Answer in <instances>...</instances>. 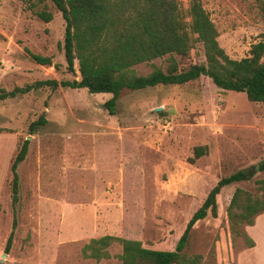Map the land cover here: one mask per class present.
I'll return each mask as SVG.
<instances>
[{
  "label": "rangeland",
  "instance_id": "obj_1",
  "mask_svg": "<svg viewBox=\"0 0 264 264\" xmlns=\"http://www.w3.org/2000/svg\"><path fill=\"white\" fill-rule=\"evenodd\" d=\"M31 1L0 0V88L78 78L65 68L61 13L46 1L52 18L45 22L34 12L43 4L31 8ZM190 1L177 0L190 38L187 54H172L178 68L205 62L190 30ZM199 1L229 57L248 56L263 39L260 0ZM30 53L48 56L52 64H40ZM170 57L132 68L139 75L153 66L165 70ZM110 97L43 87L0 101V264H117L118 244L109 247V259L81 253L90 238L104 234L172 250L212 186L239 169L253 177L222 187L216 216L208 213L193 225L185 252L202 255V264H264V213L238 228L252 238L251 247L249 237L231 233L226 214L236 187L254 191L255 180L264 178L258 167L264 160V102L218 88L205 75L183 84L124 88L112 115L104 107ZM41 114L47 123L29 133ZM26 138L13 204L10 165ZM195 147L203 150L197 158Z\"/></svg>",
  "mask_w": 264,
  "mask_h": 264
},
{
  "label": "trees",
  "instance_id": "obj_2",
  "mask_svg": "<svg viewBox=\"0 0 264 264\" xmlns=\"http://www.w3.org/2000/svg\"><path fill=\"white\" fill-rule=\"evenodd\" d=\"M46 1L61 13L64 20L62 49L65 68L78 78H49L11 89L0 88V101L43 87L53 90L58 87L85 88L90 93L111 94L104 107L112 115L124 88L140 90L159 84H183L205 75L218 88L243 92L252 102H264V32L261 34L263 39L251 45L248 56L233 59L219 45L218 31L199 0L190 1L188 14L190 30L202 45L205 62L187 68H178L172 57L173 53L183 56L190 48V38L180 17L177 0H32L31 8L35 3L43 4L34 12L45 22L52 18V13L46 9ZM259 8L264 17V0H260ZM166 54L171 57L165 70L153 66L147 74L139 75L132 68ZM30 56L40 64H52L48 56L33 53ZM45 123V116L39 115L29 124V133ZM28 143L27 138L21 142L10 165L13 204L18 199L17 166L27 154ZM202 154L201 147L194 148V158ZM258 167L264 169V160ZM252 177L253 173L248 169L220 177L187 221L172 250L147 248L136 239L104 234L90 238L82 246L81 253L96 261L109 259V247L118 244L121 252L116 255L120 261L117 264H202V255L185 252L193 225L208 213L216 216V196L222 187ZM261 213H264V178L255 180L254 191L240 187L234 189L226 212L232 234L247 236L238 228L253 225L254 218ZM14 228L15 216L6 250ZM248 239L249 246H253L252 238Z\"/></svg>",
  "mask_w": 264,
  "mask_h": 264
},
{
  "label": "water",
  "instance_id": "obj_3",
  "mask_svg": "<svg viewBox=\"0 0 264 264\" xmlns=\"http://www.w3.org/2000/svg\"><path fill=\"white\" fill-rule=\"evenodd\" d=\"M159 109H160V107H157V108H156V110H159Z\"/></svg>",
  "mask_w": 264,
  "mask_h": 264
}]
</instances>
